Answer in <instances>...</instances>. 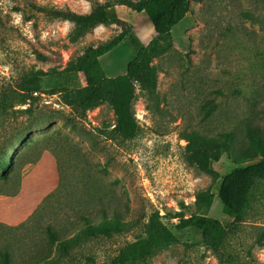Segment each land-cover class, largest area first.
I'll return each instance as SVG.
<instances>
[{"label": "rangeland", "instance_id": "rangeland-1", "mask_svg": "<svg viewBox=\"0 0 264 264\" xmlns=\"http://www.w3.org/2000/svg\"><path fill=\"white\" fill-rule=\"evenodd\" d=\"M121 1L0 0V87L14 86L29 70L47 74L26 80L28 92L36 98L30 114L20 112L29 103L17 105L12 114H0V157L12 162L11 170L0 173V191L12 192L19 178L42 159L25 175L20 197L28 192V182H36L46 196L58 184V157L66 188L26 234L36 236L35 227H62L70 208H77L69 200L86 185L96 191L99 205L88 211L104 207L125 219L158 212L176 235L175 243L154 250L137 264H219L197 231L175 229L180 217L195 213L196 194L207 191L213 202L204 213L227 228L226 251L234 258L232 264H264V180L254 183L238 224L222 214L218 197L222 177L238 167L241 154L256 157L248 147L246 129L256 127L264 137V0L189 2V12L171 31V47L150 61L154 89L130 81L131 112L139 129L129 141L111 137L115 116L110 81L125 73L137 48L148 44L155 33L144 13ZM32 5L78 15L88 14L94 6H108L123 24L80 31L73 22L51 19ZM122 31L135 43L126 40L99 59L105 74L99 100L80 116L75 102L85 84L83 76L66 84L59 74L72 73L86 48L106 44ZM15 133L26 136L10 148L7 144ZM212 139L232 149L207 170L193 157L218 144ZM45 153L49 156L43 157ZM29 215L23 219L15 215L16 220L5 224L17 226ZM2 233L0 246L5 240L16 246L21 230ZM140 234L139 228H132L91 240L60 264H110Z\"/></svg>", "mask_w": 264, "mask_h": 264}, {"label": "trees", "instance_id": "trees-1", "mask_svg": "<svg viewBox=\"0 0 264 264\" xmlns=\"http://www.w3.org/2000/svg\"><path fill=\"white\" fill-rule=\"evenodd\" d=\"M190 1H121V4L133 11L142 12L147 16L152 24L155 37L145 46L137 48L133 60L127 64L123 75L114 77L110 81L112 87L111 106L115 116V124L111 131L112 138L117 136L122 141H129L137 135L138 124L131 112L130 81L138 82L147 90L154 89L156 81L149 67L150 61L171 47V31L189 12ZM32 8L51 19L73 22L80 31L91 29L96 25L123 24L114 8L108 6H94L88 14L84 15L35 5H32ZM126 40L135 43L133 37H127L122 31L106 44L86 48L83 57L72 67V73L59 74L66 84L74 82L73 77H77L79 74L83 76L85 84L78 89L75 102V111L80 116H85V113L98 103V88L105 79L99 59ZM36 57L39 60H46L40 54H36ZM44 76L47 74L40 70H29L20 76L14 86L5 87L3 84L0 87V114L9 112L12 114L15 111L14 107L26 103H29V108L20 112L30 114L32 103L36 98L28 92L26 80ZM73 128L75 127L73 126ZM25 136L26 134L15 133L7 146L12 148L13 142L16 145ZM245 136L248 147L254 151L256 157L253 159L249 154H241L238 158L240 161L236 163L238 167L222 177L218 193L222 214L235 224L240 223L243 219L244 208L248 204L249 194L254 183L257 180H264V137L259 135L256 127H248ZM201 140L206 141L207 139ZM213 142L218 143L219 141L212 139L211 143ZM230 149L232 148L228 144L218 143L209 151L195 153L193 158L203 169L209 170L214 163L220 160L222 155L229 153ZM61 151L63 152V149H60ZM69 155L67 153V156ZM56 164L57 187L41 200L28 218L17 226L0 223V231L4 235L5 231L10 233L13 230H21L14 240L16 246L10 244L9 240H5V243L0 246V264H60L71 257L72 250L85 243L98 238H111L113 234L132 228H139L140 236L126 244L110 264H137L145 260L154 250L169 246L177 241L176 235L161 222L158 212L143 218L129 216V219H125L120 217L118 212L108 213L104 207L98 211H88L87 208H95L99 205L97 204L96 191L86 185H82L81 190L74 193L75 197L69 200L77 208H70V213H67L62 227L58 228L53 225H48L43 229L35 227L36 236L31 237L26 234L24 231L30 230L35 224H38L45 209L51 207V202L66 188L58 157ZM244 164L246 165L242 166ZM11 167V160L7 156L5 158L1 156L0 173L11 170ZM18 186L9 194L4 191H0V194L12 196L17 192ZM212 202L213 195L211 193L207 191L197 193L194 202L195 213L188 218L180 217L175 229L197 231L202 242L215 254L219 264H232L234 258L226 251L227 228L219 220L204 213L211 208ZM123 212L128 214L129 210L124 209ZM28 250H33L34 253L29 255L27 254Z\"/></svg>", "mask_w": 264, "mask_h": 264}, {"label": "crops", "instance_id": "crops-1", "mask_svg": "<svg viewBox=\"0 0 264 264\" xmlns=\"http://www.w3.org/2000/svg\"><path fill=\"white\" fill-rule=\"evenodd\" d=\"M44 155L49 156L48 153H45L42 156L44 157ZM42 156L39 159L43 158ZM41 160L38 161L40 162ZM36 163L34 165H36ZM34 165L31 166V168H29L22 175L21 177L22 179H20L19 186L15 194H13L12 196L0 194V223L5 224V222L8 223L16 220L17 218L15 217V215H20L21 219L25 218L27 215H29V213L31 214L34 211V209L38 206L41 200L45 197V196L43 197L45 192L40 191L41 189L39 188V185L36 184V182L34 183L28 182L25 188L28 192L24 194L23 197H20L23 194L21 193L23 190V184H22L23 179L24 177H26L25 176L26 174H30L31 171L36 167V166L34 167ZM45 191L48 190L45 189ZM9 197H13L12 201L6 199ZM11 215H13V218Z\"/></svg>", "mask_w": 264, "mask_h": 264}]
</instances>
